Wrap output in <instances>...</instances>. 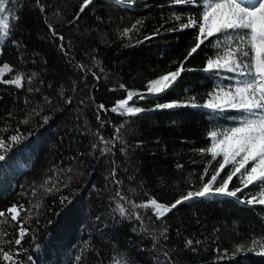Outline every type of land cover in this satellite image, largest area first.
<instances>
[{"label": "trees", "instance_id": "obj_1", "mask_svg": "<svg viewBox=\"0 0 264 264\" xmlns=\"http://www.w3.org/2000/svg\"><path fill=\"white\" fill-rule=\"evenodd\" d=\"M40 2L43 12L35 0H10L11 35L0 43V65L13 69L2 79L25 77L21 88L0 83V139L12 145L0 149L6 157L0 161V210L25 205L30 232L21 245L8 244L18 238L17 228L0 225V247L18 264H264L259 248L234 251L251 248L253 238L264 240V205L243 202L259 191L254 186L237 197L191 200L163 220L151 209L134 210L142 222L115 211L119 203L132 213L129 200L171 205L202 188L216 167L199 150L210 146V131L230 126L229 117L236 115L214 114L201 104L218 85L233 83L225 78L232 73L203 71L216 50L206 41L169 89L147 92L152 78L176 70L194 47L197 30H180V24L201 9L173 0H95L76 19L82 0ZM138 20L139 31L123 35ZM129 88L144 95L138 102L145 111L111 112ZM176 99L182 103L175 108L156 107ZM101 104L109 111L100 110ZM12 135L25 139L13 143ZM100 137L112 141L111 152L101 153ZM237 187L242 185L234 177L229 190ZM117 191L127 199L120 200ZM61 197L70 202L62 205ZM164 228L167 239L160 236Z\"/></svg>", "mask_w": 264, "mask_h": 264}, {"label": "snow or ice", "instance_id": "obj_2", "mask_svg": "<svg viewBox=\"0 0 264 264\" xmlns=\"http://www.w3.org/2000/svg\"><path fill=\"white\" fill-rule=\"evenodd\" d=\"M94 2L95 0H82L76 19H79L80 14L85 12ZM116 2L124 3L125 0H116ZM9 3L10 0H0V43L5 42L11 35L12 16L7 7ZM35 3L43 12L44 5L41 4L40 0H35ZM173 3L176 5H192L201 9L198 16L190 15L186 23L180 24V30L189 28L197 30L194 37V47L188 51L184 61L180 62V66L175 71H170L150 81L147 85V92L149 94H159L169 89L181 76V73L185 71V62L188 58L197 53L198 49L205 45L207 41L216 51L215 58L207 59L203 71L216 75H219L221 71L232 73V76L225 78L232 80L233 83L227 87L218 85L213 92L209 93L210 99L202 107L209 109L214 114L231 111L235 112L236 115L229 117L232 121L230 126L210 131L208 134L210 146L199 150L202 154L210 155L209 166L213 162L216 164L210 179L203 184L202 188L198 191L187 192L186 195L176 199L171 205L160 203L155 198L141 204H135L129 200L128 202L133 210L132 213L128 214V209L119 203H117L115 211L121 218L128 219L134 215L136 220L142 222L141 215L134 210L137 208L151 209V215L156 220H163L168 213L183 203L210 196L237 197V193L243 192L250 185L256 187L259 191L243 202L250 205H264V0H173ZM173 18L176 21L182 20L181 15H174ZM16 19L18 20V17ZM140 24H142V21L138 20L131 26V29H124L123 35H127L132 29L139 31L137 25ZM49 28L52 29V25H49ZM52 35L56 36L57 33L53 30ZM58 39L63 41L64 37L61 35ZM13 43H16V41H13ZM61 49L63 50L62 44ZM81 69H83V66H81ZM5 71L11 73L13 69L7 63L3 64V67L0 68V83L12 85L16 88L23 87L25 81L23 74L18 73L9 79H2ZM96 79H99V77L97 76ZM27 80L31 82L32 77H27ZM120 87L124 88L125 86L121 84ZM36 91L39 90L36 89ZM134 95L140 99L144 98L141 93L129 91L127 97L118 100L110 111L128 116L144 112L145 109L141 107L129 106V101L133 100ZM67 103H71V98L67 99ZM179 103H165L156 107L159 109H172L179 106ZM191 106L198 107L199 105L191 103ZM99 109L109 111L103 104L99 105ZM97 119H99V115H97ZM47 120L48 118L45 117L44 122L46 123ZM24 123H27V121H24ZM102 126L103 122L101 123ZM121 128L115 129L114 139L120 138ZM23 139L25 137L19 135L10 137L13 143H19ZM100 140L104 144V147L100 149L101 153L111 152L109 145L112 141L104 137H100ZM11 146L5 140L0 139V149L7 151ZM93 147L97 146L94 144ZM5 158L4 154H0V161H4ZM222 172H225L224 177H221ZM112 174L115 175V169H113ZM208 174L209 167L206 166L204 175L207 176ZM234 177L239 179L242 187L229 190V185ZM218 178H221V182L219 186L213 188ZM48 191L50 192L51 189H48ZM33 194L35 195V193ZM116 196L120 200L127 199L119 191H117ZM65 202H70L68 197H61V204L63 205ZM28 211L23 204H13L6 210H0V225L12 222L18 232V238L5 243H14L19 246L26 237L30 236L29 229L25 227L28 216L22 215V213ZM166 233L167 228H164L160 232V236L167 239ZM152 239L156 241L158 238L153 236ZM192 244V240L186 241V246ZM251 244V248L240 245L234 251L238 253L242 250L253 251L259 248L262 250L261 254H264V240L253 238ZM165 256H167V253H165ZM80 259L81 257L78 255L76 260L79 261ZM0 262L18 264L13 254L10 251H5L3 247H0ZM116 264H126V262L117 261Z\"/></svg>", "mask_w": 264, "mask_h": 264}, {"label": "rangeland", "instance_id": "obj_3", "mask_svg": "<svg viewBox=\"0 0 264 264\" xmlns=\"http://www.w3.org/2000/svg\"><path fill=\"white\" fill-rule=\"evenodd\" d=\"M0 68H2L1 67V65H0ZM172 71H175V70H172ZM170 72V71H169ZM168 73V72H167ZM166 74V73H165ZM161 76V75H160ZM160 76H157V77H155V78H152L150 81H153V80H155V79H157V78H159ZM149 81V82H150ZM149 82H148V84H149ZM129 91H134V89H127V92H126V94H125V96L123 97V98H121V99H125L126 97H127V94H128V92ZM138 96H133V100L132 101H129V106H134V107H142V104L140 103V102H138ZM120 99V100H121ZM208 100H206V101H204V102H202L201 104L202 105H204L206 102H207ZM172 102H180L179 104H181L182 103V100H179V99H176V100H172V101H167V102H164V103H161L160 105H162V104H165V103H172ZM116 104V103H115ZM115 104H113L112 105V107L115 105ZM111 107V108H112ZM152 199V198H151ZM150 200V199H149ZM148 201V200H147ZM159 202V201H158ZM160 203H163V202H160ZM163 204H166V203H163ZM166 205H169V204H166Z\"/></svg>", "mask_w": 264, "mask_h": 264}]
</instances>
